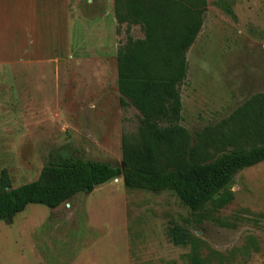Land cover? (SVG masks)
<instances>
[{"label":"rangeland","instance_id":"rangeland-1","mask_svg":"<svg viewBox=\"0 0 264 264\" xmlns=\"http://www.w3.org/2000/svg\"><path fill=\"white\" fill-rule=\"evenodd\" d=\"M219 1L207 0L180 87V123L190 132L192 146L205 128L264 92V0H226L236 20ZM78 4L90 17L116 19L115 0ZM20 12L0 6L1 21L12 24ZM98 21L94 27L90 23L94 33ZM116 34L110 47L118 48L128 35L144 37L139 24L117 19ZM93 38L75 32L68 49L96 55L99 42ZM107 57L103 86L91 71L102 59L68 66L70 75L60 76L61 89L53 86L46 112L29 106L28 99L20 101L21 107L0 100V175L6 172L11 186L38 179L54 150L73 149L83 159L122 164L124 140L139 139L141 113L120 104L114 59L110 52ZM217 154L212 147L203 149V159ZM230 191L233 199L224 207L208 203L193 213L173 191L129 189L120 176L55 209L30 204L11 222L0 221V264H195V258L202 264H264V161L239 171ZM176 227L191 235L187 244L175 242Z\"/></svg>","mask_w":264,"mask_h":264},{"label":"trees","instance_id":"trees-1","mask_svg":"<svg viewBox=\"0 0 264 264\" xmlns=\"http://www.w3.org/2000/svg\"><path fill=\"white\" fill-rule=\"evenodd\" d=\"M219 6L237 19L230 2L220 0ZM206 11L207 0H115L118 23L139 24L144 33L143 38L128 35L116 54L120 104L141 113L138 141L124 140L121 165L62 149L50 152L40 177L29 183L13 187L3 171L0 221L11 222L30 204L55 209L120 176L129 189L173 191L193 213L208 203L222 208L232 201L235 175L264 161V92L205 128L198 143L190 144V132L180 123V87L189 69L187 52L202 30ZM207 147L218 152L213 159H203ZM173 234L178 244L191 240L182 228ZM194 262L202 264L200 258Z\"/></svg>","mask_w":264,"mask_h":264},{"label":"crops","instance_id":"crops-1","mask_svg":"<svg viewBox=\"0 0 264 264\" xmlns=\"http://www.w3.org/2000/svg\"><path fill=\"white\" fill-rule=\"evenodd\" d=\"M74 2L0 0V6L11 7L14 13L21 10L20 19L13 20L12 24H5L0 18V91H3L0 100H10L12 106L21 107L25 106V103L21 105L20 101L28 99L29 106H37L35 108L46 112L45 106H52L53 86L61 89L58 86L62 83L60 76L63 75L66 79L70 75L67 71L70 65L78 68L84 59H102L97 66L91 67V71H96L102 86L106 84L101 69L109 52L114 59L115 74L118 77L115 55L118 48L108 45L117 35L115 17L111 16V22L100 15L90 17L80 8V0ZM93 6L92 3L89 4L92 10ZM98 17L96 27L99 32L94 33L90 23L94 27V20ZM75 32L86 38L95 36L93 39L99 42L96 48L98 54L90 55L80 50L69 51L70 37ZM114 86L119 93L116 82ZM4 92H10V95L4 96L7 94Z\"/></svg>","mask_w":264,"mask_h":264}]
</instances>
